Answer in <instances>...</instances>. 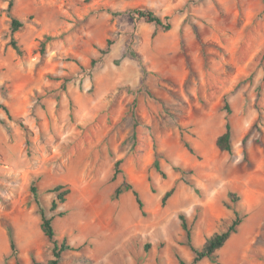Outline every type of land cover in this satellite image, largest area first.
<instances>
[{
    "label": "rangeland",
    "instance_id": "1",
    "mask_svg": "<svg viewBox=\"0 0 264 264\" xmlns=\"http://www.w3.org/2000/svg\"><path fill=\"white\" fill-rule=\"evenodd\" d=\"M0 103V264L52 257L33 182L72 246L59 264L190 262L181 212L200 246L243 217L197 264H264V0H0ZM227 122L231 152L216 144ZM124 182L144 212L114 196Z\"/></svg>",
    "mask_w": 264,
    "mask_h": 264
},
{
    "label": "trees",
    "instance_id": "2",
    "mask_svg": "<svg viewBox=\"0 0 264 264\" xmlns=\"http://www.w3.org/2000/svg\"><path fill=\"white\" fill-rule=\"evenodd\" d=\"M11 5L12 3H10V7ZM130 13L133 14L134 16L144 19L147 22L155 23L160 27H164L165 29L171 28L170 22H168L166 19L156 14L153 10L149 8H136L130 11ZM22 26H23V22H21L19 19L15 17H12V25H11L12 34L15 33ZM10 45H12L13 48L19 54L23 53V49L21 45L18 44V42L13 36L10 40ZM107 45H110V42H108ZM102 52L105 53V51L103 50ZM0 108H2L7 113V115L11 117V114L7 106L0 103ZM22 125L24 126V124ZM231 137H232L231 125L229 122H227L225 131L222 134H220L216 140V144L218 148L223 151L231 152L232 151ZM26 143L28 146L31 145V141L29 140V138L27 139ZM186 145L190 149V151L193 152V149L191 148L190 144L186 142ZM121 162L122 160L118 159L114 164V172L112 176L113 179H115L117 175L122 172V169L120 168ZM155 167L156 169L161 171L159 160H155ZM130 190H132L139 208L143 211L144 202L141 199L139 192L133 187L131 183L124 182L119 186H117L114 192V196L118 198L122 193ZM49 191L54 192L56 194L51 202V207H50L51 211H55L56 209H58L60 203L66 201V196L70 192V189L64 186L63 184H58L50 188ZM173 191L174 188H171L164 194L162 198L163 204L166 203L167 199L172 195ZM31 193L33 194L34 199L40 209L39 211L41 215L42 230L44 234L52 242V257L46 263L34 261V264H59L60 260L63 257V254L67 250L72 249V246L71 244H69L67 237H63L62 239L56 237V230L53 225L54 216L53 215L49 216L47 214L45 207L42 205L39 199V191L34 182L31 185ZM230 198L233 203H236L237 201L240 200L238 195L235 193H230ZM57 214L62 216L64 215V212L59 211ZM179 218L181 221V226L186 234L187 243L194 252V257L190 262H188L185 258L178 256L179 264H197L200 261H202L204 258H209L212 262H216L218 257L217 251L225 245V243L229 240V238L233 233L237 232L239 225L243 221V217L238 212H235V216L233 219L227 221L219 231L215 232L213 235L208 237L206 242L200 246L195 243V229H196L195 223L190 222L186 213L184 212H181L179 214ZM9 235H10L11 247L13 250H15L16 245L14 241L13 232L11 229L9 230Z\"/></svg>",
    "mask_w": 264,
    "mask_h": 264
}]
</instances>
